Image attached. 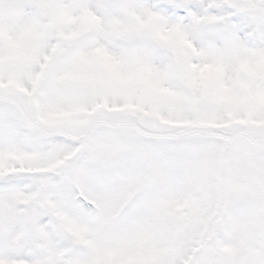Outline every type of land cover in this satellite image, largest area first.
<instances>
[{"label":"snow or ice","instance_id":"6c2138e0","mask_svg":"<svg viewBox=\"0 0 264 264\" xmlns=\"http://www.w3.org/2000/svg\"><path fill=\"white\" fill-rule=\"evenodd\" d=\"M0 264H264V0H0Z\"/></svg>","mask_w":264,"mask_h":264}]
</instances>
